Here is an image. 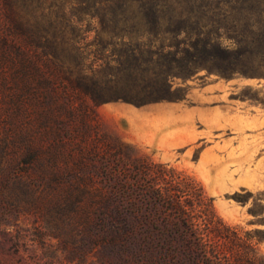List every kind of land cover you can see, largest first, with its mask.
Wrapping results in <instances>:
<instances>
[{
    "label": "rangeland",
    "instance_id": "obj_1",
    "mask_svg": "<svg viewBox=\"0 0 264 264\" xmlns=\"http://www.w3.org/2000/svg\"><path fill=\"white\" fill-rule=\"evenodd\" d=\"M33 7L29 30L0 0V264H138L56 187H131L121 178L144 158L195 178L226 224L264 231V78L201 70V47L165 27L155 42ZM160 40L174 48L151 60ZM98 55L118 63L100 69Z\"/></svg>",
    "mask_w": 264,
    "mask_h": 264
},
{
    "label": "trees",
    "instance_id": "obj_2",
    "mask_svg": "<svg viewBox=\"0 0 264 264\" xmlns=\"http://www.w3.org/2000/svg\"><path fill=\"white\" fill-rule=\"evenodd\" d=\"M3 1L15 25L29 30L37 23L31 16L35 3L53 7L60 24L70 28L93 18L112 28L131 25L156 42L165 27L187 34L191 48L201 47V70L225 78L236 74L264 78V0ZM23 9L26 17L22 18ZM37 39L47 41L45 35L32 38L27 32L28 45ZM70 41L81 56L77 39ZM158 42V47H148L156 50L150 53L151 60L158 52L169 55L174 48ZM98 56L100 69L118 63L114 55L112 59ZM115 153L114 160H125L119 148ZM131 167L121 178L130 180L131 187H56L58 198L85 200L91 217L123 251L137 255L138 264H261L257 245L264 242V231H244L223 222L195 178L148 158L131 162Z\"/></svg>",
    "mask_w": 264,
    "mask_h": 264
}]
</instances>
